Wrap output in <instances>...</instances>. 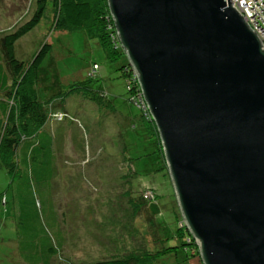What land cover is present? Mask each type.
<instances>
[{
    "label": "water",
    "instance_id": "water-1",
    "mask_svg": "<svg viewBox=\"0 0 264 264\" xmlns=\"http://www.w3.org/2000/svg\"><path fill=\"white\" fill-rule=\"evenodd\" d=\"M203 264H264V45L231 0H108Z\"/></svg>",
    "mask_w": 264,
    "mask_h": 264
},
{
    "label": "rangeland",
    "instance_id": "rangeland-1",
    "mask_svg": "<svg viewBox=\"0 0 264 264\" xmlns=\"http://www.w3.org/2000/svg\"><path fill=\"white\" fill-rule=\"evenodd\" d=\"M34 11V0H0V36L18 28ZM50 30L49 13L17 44L16 52L27 61L43 42L52 44L53 50L40 68L38 92L41 101H49L51 112L65 114L63 121L53 118L48 125L57 170L52 199L67 241L63 255L52 264L149 260L155 256L153 252L165 251L164 244L167 248L180 244L172 238L177 229L173 201V210L180 209L163 148L156 145V136L128 101L119 70L126 58L111 57L83 30ZM96 64L99 68L94 73ZM79 82H86L93 90L90 94L103 95V101L70 93L71 86ZM32 184L38 189L34 177ZM17 185L19 180H12L0 167V264H25L18 256ZM34 193L38 200L44 199L36 190ZM145 195L154 197L149 199L151 204L147 202L156 216L154 222L149 220L150 212H145ZM42 218L48 224L45 211ZM166 225L168 230L163 229ZM58 231L55 228L49 233ZM164 231L168 232L166 243ZM199 259L189 260L179 250L157 258L156 264H203Z\"/></svg>",
    "mask_w": 264,
    "mask_h": 264
},
{
    "label": "trees",
    "instance_id": "trees-1",
    "mask_svg": "<svg viewBox=\"0 0 264 264\" xmlns=\"http://www.w3.org/2000/svg\"><path fill=\"white\" fill-rule=\"evenodd\" d=\"M34 3L35 11L30 19L15 30L0 36V167L8 171L12 180H19V185L16 186L20 213L18 256L25 264H52L54 259L61 258L67 243L65 234L59 227L60 214L52 199V181L57 176L55 142L53 136L46 131V126L58 113L51 112L49 101H41L38 92L40 68L52 52L53 46L48 41L43 42L36 54L25 61L17 57L18 42L36 29L50 13L51 32L83 30L88 39L97 40L111 57L126 58L119 70L125 79L128 101L134 106L135 97L140 91L139 85L131 79L132 66L115 39L116 31L108 0H34ZM92 91L86 82L76 83L69 90L73 94H83L92 100L103 101V95L90 94ZM140 115L148 131L156 136V145L162 146L154 121L144 117L141 112ZM33 177L38 189L33 187ZM35 190L44 197L43 200L37 199ZM149 199L152 201L154 197L148 198L145 195L147 213L150 212L149 206L152 203ZM174 205L173 201L172 212L177 229L172 238L180 244L168 248L164 244L165 251L153 252L155 256L149 260L137 258L136 263L132 262V258H112L93 264H156L157 258L177 254L179 250L183 251L189 260H200L199 247L187 227L181 225L182 215L177 209L173 210ZM44 211L48 224L42 221ZM155 217L150 212L149 220L154 222ZM55 228L59 230L58 234L49 233ZM163 229L168 230L169 226L166 225ZM164 233L166 234L162 240L166 243L169 240L168 232ZM195 264H200V261Z\"/></svg>",
    "mask_w": 264,
    "mask_h": 264
},
{
    "label": "built area",
    "instance_id": "built-area-1",
    "mask_svg": "<svg viewBox=\"0 0 264 264\" xmlns=\"http://www.w3.org/2000/svg\"><path fill=\"white\" fill-rule=\"evenodd\" d=\"M231 6L233 8H236L237 11L240 13V15L244 17L248 26L261 39L264 45V0H231ZM115 31H116V28H115ZM115 39H117L119 43L117 32H116ZM118 45L121 47L120 43ZM98 68H99L98 65H95L93 68V72L95 73L98 70ZM132 70H133V74L131 75V79L132 81L136 82L139 85L138 78H137V75L133 67H132ZM129 79H130V76H129ZM139 91H140V94L137 97H135L134 95L132 96L133 98L135 97L136 99L135 104L144 117H147V119H152L150 109L142 94L140 86H139ZM64 116L65 114H62V115L56 114L53 116V118H57L59 121H63ZM181 225L186 226L184 221H183V224Z\"/></svg>",
    "mask_w": 264,
    "mask_h": 264
},
{
    "label": "crops",
    "instance_id": "crops-1",
    "mask_svg": "<svg viewBox=\"0 0 264 264\" xmlns=\"http://www.w3.org/2000/svg\"><path fill=\"white\" fill-rule=\"evenodd\" d=\"M25 38H26V36H25ZM22 40H24V38H22L20 41H22ZM20 41H19V42H20ZM19 42H18V44H19ZM46 101H47V100H46ZM54 107H56V106H54ZM56 109L58 110L59 108L56 107ZM59 110H60V109H59ZM55 127H57V126H55ZM46 131L49 132V130H48V125L46 126ZM49 133H50V132H49Z\"/></svg>",
    "mask_w": 264,
    "mask_h": 264
}]
</instances>
